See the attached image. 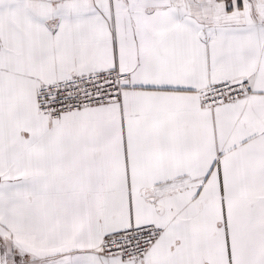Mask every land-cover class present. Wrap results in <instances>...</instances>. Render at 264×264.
<instances>
[{
  "label": "snow or ice",
  "instance_id": "1",
  "mask_svg": "<svg viewBox=\"0 0 264 264\" xmlns=\"http://www.w3.org/2000/svg\"><path fill=\"white\" fill-rule=\"evenodd\" d=\"M0 264H264V0H0Z\"/></svg>",
  "mask_w": 264,
  "mask_h": 264
}]
</instances>
